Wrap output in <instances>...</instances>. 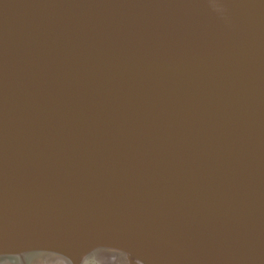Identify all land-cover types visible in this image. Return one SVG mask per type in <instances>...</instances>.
Here are the masks:
<instances>
[{
	"label": "water",
	"instance_id": "water-1",
	"mask_svg": "<svg viewBox=\"0 0 264 264\" xmlns=\"http://www.w3.org/2000/svg\"><path fill=\"white\" fill-rule=\"evenodd\" d=\"M0 264H264V0H0Z\"/></svg>",
	"mask_w": 264,
	"mask_h": 264
},
{
	"label": "bare ground",
	"instance_id": "bare-ground-1",
	"mask_svg": "<svg viewBox=\"0 0 264 264\" xmlns=\"http://www.w3.org/2000/svg\"><path fill=\"white\" fill-rule=\"evenodd\" d=\"M102 260H104V259H98V261H100V262H101Z\"/></svg>",
	"mask_w": 264,
	"mask_h": 264
}]
</instances>
